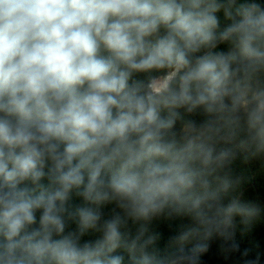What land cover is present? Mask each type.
Returning <instances> with one entry per match:
<instances>
[{"label":"clouds","instance_id":"clouds-1","mask_svg":"<svg viewBox=\"0 0 264 264\" xmlns=\"http://www.w3.org/2000/svg\"><path fill=\"white\" fill-rule=\"evenodd\" d=\"M240 154L264 173V0H0V264H261Z\"/></svg>","mask_w":264,"mask_h":264},{"label":"trees","instance_id":"trees-1","mask_svg":"<svg viewBox=\"0 0 264 264\" xmlns=\"http://www.w3.org/2000/svg\"><path fill=\"white\" fill-rule=\"evenodd\" d=\"M221 20L223 23V17ZM199 119V117H196ZM233 168L237 173H242L249 178V182L243 188L244 199H252L256 196L261 198L264 202V173L260 171L261 163L258 160L244 159V155L240 154L234 161ZM74 203H80L79 198H74ZM111 205L105 206L103 212L105 217L110 214ZM191 223L188 217H177L169 222H154L152 230L160 233V239L157 242V247L161 251L165 250L168 246L169 238L176 234L182 226ZM236 232L235 239L240 244L242 249H249L250 256L255 257L260 255L261 264H264V222L256 223L250 231L244 232L243 225L240 223V218H235ZM74 227V225L72 226ZM134 232V229H133ZM99 234L89 233L83 240H95ZM192 243L185 245V248H190ZM114 255H122L124 257L123 264H129L128 253L125 249H118ZM203 264H232V261H225L218 251V242L213 241L210 245L208 253L203 257Z\"/></svg>","mask_w":264,"mask_h":264}]
</instances>
